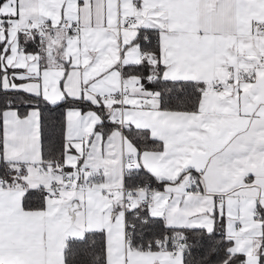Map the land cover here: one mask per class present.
I'll use <instances>...</instances> for the list:
<instances>
[{"label": "snow or ice", "instance_id": "obj_1", "mask_svg": "<svg viewBox=\"0 0 264 264\" xmlns=\"http://www.w3.org/2000/svg\"><path fill=\"white\" fill-rule=\"evenodd\" d=\"M0 264H264V0H0Z\"/></svg>", "mask_w": 264, "mask_h": 264}]
</instances>
